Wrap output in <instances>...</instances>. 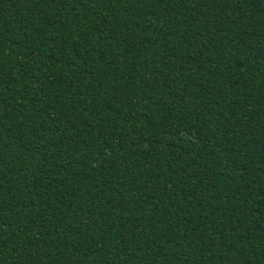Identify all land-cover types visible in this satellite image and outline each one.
<instances>
[{"label": "trees", "instance_id": "trees-1", "mask_svg": "<svg viewBox=\"0 0 264 264\" xmlns=\"http://www.w3.org/2000/svg\"><path fill=\"white\" fill-rule=\"evenodd\" d=\"M0 264H264V0H0Z\"/></svg>", "mask_w": 264, "mask_h": 264}]
</instances>
